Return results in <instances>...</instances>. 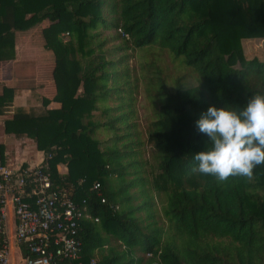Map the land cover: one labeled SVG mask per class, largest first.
Returning <instances> with one entry per match:
<instances>
[{
	"label": "trees",
	"instance_id": "trees-1",
	"mask_svg": "<svg viewBox=\"0 0 264 264\" xmlns=\"http://www.w3.org/2000/svg\"><path fill=\"white\" fill-rule=\"evenodd\" d=\"M39 24L43 47L53 54L52 92L40 96L42 112L13 107L3 129L37 142L50 154L53 182L72 185L75 201L85 199L90 218L81 219L78 231L81 260L264 264V165L252 181L220 183L191 171L195 153L211 147L195 126L201 114L211 105L240 110L264 94V47L261 57H246L241 44L242 38L264 43V0H0V60L13 57L17 31ZM102 29L115 33L102 36ZM112 37L124 39L106 45ZM148 51L164 52L177 73L169 82L158 75L144 82L152 116L139 139L124 108L135 87L126 64ZM11 98L12 88L3 85L0 112ZM50 101L58 106L46 107ZM95 109L103 120L90 118ZM101 127L111 134L106 139L96 136ZM143 143L149 159L140 156ZM154 196L163 225L142 223L135 213L153 217Z\"/></svg>",
	"mask_w": 264,
	"mask_h": 264
},
{
	"label": "built area",
	"instance_id": "built-area-1",
	"mask_svg": "<svg viewBox=\"0 0 264 264\" xmlns=\"http://www.w3.org/2000/svg\"><path fill=\"white\" fill-rule=\"evenodd\" d=\"M49 156L41 151L0 161V264H8L13 244L23 264H96L94 257L81 260L78 231L81 219L90 218L86 201L73 199L72 185L53 182ZM98 187L97 181L90 185L97 194Z\"/></svg>",
	"mask_w": 264,
	"mask_h": 264
},
{
	"label": "clouds",
	"instance_id": "clouds-1",
	"mask_svg": "<svg viewBox=\"0 0 264 264\" xmlns=\"http://www.w3.org/2000/svg\"><path fill=\"white\" fill-rule=\"evenodd\" d=\"M195 126L211 147L195 153L193 173L220 183L234 177L252 181L254 170L264 165V94L252 96L240 110L211 105Z\"/></svg>",
	"mask_w": 264,
	"mask_h": 264
},
{
	"label": "rangeland",
	"instance_id": "rangeland-1",
	"mask_svg": "<svg viewBox=\"0 0 264 264\" xmlns=\"http://www.w3.org/2000/svg\"><path fill=\"white\" fill-rule=\"evenodd\" d=\"M43 24H45V22H42ZM40 25V24H39ZM114 31L111 29H102L101 30V35L102 36H110V35H114ZM124 38L122 37H112L110 38L107 42L106 45H114V44H119L121 41H123ZM63 41L66 40V34L65 32L63 33ZM241 44H242V48H243V53L246 57H251V56H256V57H261L262 55V51H263V47H264V43L262 39H255V38H242L241 39ZM46 49V48H45ZM32 50V49H31ZM26 51V52H31L33 54H35V61L40 60L39 57H41L42 55L45 57L44 59H46L45 61L47 62V64H51L52 65V61H53V54L51 52L50 49H46L48 55H50V57L46 58V54H39L36 55V50L33 51ZM30 53V57L32 59H30L29 61H27L28 65V76L31 75L32 70H30V66H31V62L33 61V56H31L32 54ZM127 70L129 71V74L131 76V78H134V84L135 87H133L130 90V98L128 100V107H124L128 110L131 111V115H132V121H134L135 125L132 126L131 131H133V134L131 135L132 138H134L136 135L139 137V139H143L144 137V128L146 125V122L151 118L152 116V107L151 104L149 103L151 101V98L148 96V93L151 91H147L145 89V84L144 82H146L148 79V76H156L158 75L160 78H163L165 82H169L170 79L177 73V71L174 69V66L171 62V60L169 59V57H167L165 55V53L163 52V55L161 57L159 56H155V52H147L144 54V56H140L138 54H133L127 61ZM26 67V66H25ZM142 67V68H141ZM183 72V71H182ZM50 75H51V70H50ZM189 80H191V78H189ZM192 83L194 84L195 82L193 80H191ZM31 78H29V80L27 79L25 84H30ZM51 84V83H50ZM52 85V84H51ZM46 94V93H45ZM51 92H47V95H50ZM108 103L110 105H113L115 103H117L116 100H108ZM42 104L40 103L39 107H34L35 109H31L32 107H30V109L36 113L38 112H42L43 111V106H41ZM48 107V106H46ZM45 108V107H44ZM132 109V110H131ZM116 111V110H115ZM115 111H112L113 113H116ZM7 114V117L3 118L4 119H8L10 116H8L10 113H5ZM90 118L92 120H96V121H101L105 118L104 114L100 112V109H95L92 111V114L90 116ZM1 120V119H0ZM3 121H2V126L0 129V134H7V133H12L13 132H6L3 129ZM136 134V135H135ZM16 137V142H12L13 145H17L19 142H17L21 137H23L22 140H19L22 143V147L25 146L27 149L29 148V150H32V152H30L29 150V158H34L35 155L40 154V152L42 151L41 149H38L35 144H37V142H35L31 137L25 135V134H14ZM45 133L43 131H41L38 135V141H41L44 137ZM111 134L110 132H106L102 127L98 128L96 131V136L100 137L101 139H106L107 137H109ZM18 136V137H17ZM21 146V144H20ZM137 147L140 150V156L149 159V152H150V147L148 144H139L137 145ZM37 150V151H36ZM63 165V168H61L59 166V172H64L65 171V165ZM57 166V165H56ZM128 177H130V174L128 175ZM137 189V186L135 185H131L128 188V192L132 193L134 190ZM138 198H135L132 200V203H137L138 202ZM154 200V206L152 207V213H153V217H144L145 216V211L144 210H139L135 213H137V215L141 218V222L145 223L147 221L150 220H154L155 223L157 225H163L164 223V218L161 217L160 214V209H159V202H158V198L157 196L153 197ZM110 243L112 245H115L116 248H122V245L119 244L118 241L116 240H112L110 241ZM135 255L141 256L144 258L145 255L141 252L136 251ZM143 261H141L139 264H142ZM8 264H23V260L21 259V256L16 248V246L13 244L11 250L9 251V259H8Z\"/></svg>",
	"mask_w": 264,
	"mask_h": 264
},
{
	"label": "crops",
	"instance_id": "crops-1",
	"mask_svg": "<svg viewBox=\"0 0 264 264\" xmlns=\"http://www.w3.org/2000/svg\"><path fill=\"white\" fill-rule=\"evenodd\" d=\"M41 26L42 24L23 31H17L14 38L13 57L11 59L0 60V92L3 85L12 88L10 105L3 112H0V129L3 118L7 117L5 113H11L13 107L22 106L27 109H30V107H32L31 109H35V106H40V96L45 93L47 95V92H52V85L50 84L51 64H47L43 55L39 57L40 60L35 61V54L26 52L32 49L31 51L36 50V55L46 54V58L50 57L43 47V39L40 33ZM30 53L34 59L30 61V70L32 72L28 76V65L26 64L27 61L32 59ZM29 78H31L32 82L25 84ZM47 106L56 107L58 106V102L50 101ZM18 139L22 140L23 137L20 136ZM16 140L15 135L12 133L0 134V143L3 146L4 159H30L29 151L32 152V150L27 149L25 146L22 147V143L19 140L17 141L19 142L17 145H13L12 142H16ZM59 166L63 168L62 163L57 164V169H59Z\"/></svg>",
	"mask_w": 264,
	"mask_h": 264
}]
</instances>
